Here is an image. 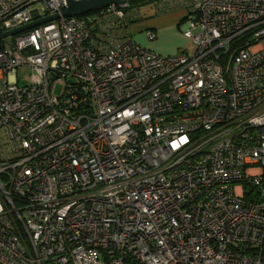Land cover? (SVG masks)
<instances>
[{
    "label": "built area",
    "instance_id": "2783aa9c",
    "mask_svg": "<svg viewBox=\"0 0 264 264\" xmlns=\"http://www.w3.org/2000/svg\"><path fill=\"white\" fill-rule=\"evenodd\" d=\"M167 1L205 57L170 82L128 1L0 0V34L58 14L0 39V264H264V0Z\"/></svg>",
    "mask_w": 264,
    "mask_h": 264
},
{
    "label": "rangeland",
    "instance_id": "374dc122",
    "mask_svg": "<svg viewBox=\"0 0 264 264\" xmlns=\"http://www.w3.org/2000/svg\"><path fill=\"white\" fill-rule=\"evenodd\" d=\"M154 1V2H153ZM155 2L160 3H168L167 0H128V5L123 6L121 11V18L120 23L123 22L121 27H126V32L129 34L130 37H133L140 32H153L154 35L155 32L159 31H165L174 28L175 33L179 35H182V30L184 28V25L186 24L185 18L183 19V16L188 13V10L185 8H176L172 11H158L157 8H160L158 6L159 3L155 4ZM157 7V8H156ZM131 10L132 15H135V19L133 21H129L130 17L126 16L127 12ZM161 9V8H160ZM93 13H96L95 11L88 12L83 15V17H86V15H93ZM120 17V16H119ZM183 19V20H182ZM93 22V20H92ZM95 23V22H93ZM149 26L155 27L153 30H149ZM116 30V29H115ZM116 37H122L115 33ZM113 39V38H112ZM168 46V45H167ZM192 41L190 39H187V41H184L181 45L177 46L176 51H187L189 54L192 53ZM30 72V69L27 67H21L17 70L18 77L21 78L22 75H27ZM259 192L264 195V186L258 187Z\"/></svg>",
    "mask_w": 264,
    "mask_h": 264
},
{
    "label": "bare ground",
    "instance_id": "6f19581e",
    "mask_svg": "<svg viewBox=\"0 0 264 264\" xmlns=\"http://www.w3.org/2000/svg\"><path fill=\"white\" fill-rule=\"evenodd\" d=\"M65 17H69V16H65ZM73 17H75V16H73ZM77 17H78V15H77ZM183 31H184V33L187 31H189L190 33H189V35H185L183 33ZM182 34H183L186 41H187V39H190L192 41V49L193 50H192L191 54H189L187 51H183V52L182 51H177V52L175 51V52L169 53V54H162V53L157 52L156 50L149 49V50L153 51L155 54H157L158 56L162 57V60H164L169 65L168 69L165 72L167 82L171 81V79L173 77L172 74L176 69L175 57H177V59H178V57L184 56L185 60L183 62H181V61L179 62V66L181 67L180 70H182L180 72H183V73H185L184 71H186L189 68V66H191V65L196 67L194 69L198 70V73H199L200 71L197 67L198 62L205 59V57L202 55V53H200L201 55L195 54V47L196 46L193 42V39L197 36V32L194 29H191L190 25L188 23H186L184 25V28L182 30ZM145 37L149 41H153L156 38L155 35L152 39H149L146 35H145ZM250 37H251L250 34H244V35L241 34L238 36L239 39H248ZM178 52H180V53H178ZM215 52H216V50H215Z\"/></svg>",
    "mask_w": 264,
    "mask_h": 264
},
{
    "label": "water",
    "instance_id": "95a60500",
    "mask_svg": "<svg viewBox=\"0 0 264 264\" xmlns=\"http://www.w3.org/2000/svg\"><path fill=\"white\" fill-rule=\"evenodd\" d=\"M127 1L128 0H80V1L67 0V4H66L65 9L62 11V15H64V16H77V15L82 16L88 12L94 11V10H96L102 6H105L109 3H115L117 5H121ZM56 17H58V14L51 15V16L36 20L34 22H31L27 25H24L23 27H19V28L14 29V30H10L8 32L1 33L0 39L4 36L8 35V34L17 33L19 31L31 28L32 26L38 25L42 22L54 19Z\"/></svg>",
    "mask_w": 264,
    "mask_h": 264
},
{
    "label": "crops",
    "instance_id": "0c3cea01",
    "mask_svg": "<svg viewBox=\"0 0 264 264\" xmlns=\"http://www.w3.org/2000/svg\"><path fill=\"white\" fill-rule=\"evenodd\" d=\"M163 12H166V11H163ZM132 14L133 12L131 13V11H128L127 16L130 17L131 15V17L133 16L135 18V15H132ZM131 17L129 21L131 20L133 21ZM148 28H150L149 30L155 29V27L153 26H149ZM174 28L169 29L168 31L165 30V31L155 32L156 38L153 41H149L146 39L145 32H140L139 34L133 36L132 38L138 41L146 49H153L162 54H169V53L175 52L177 46L181 45L184 41H186L183 34L177 36L178 34L175 33ZM127 35L129 36L128 33Z\"/></svg>",
    "mask_w": 264,
    "mask_h": 264
},
{
    "label": "trees",
    "instance_id": "16d2710c",
    "mask_svg": "<svg viewBox=\"0 0 264 264\" xmlns=\"http://www.w3.org/2000/svg\"><path fill=\"white\" fill-rule=\"evenodd\" d=\"M147 1H152V0H147ZM154 2V1H153ZM129 10V9H128ZM174 10V9H172ZM170 10V11H172ZM95 11V10H94ZM131 11V10H129ZM167 12V11H166ZM128 14V12H127ZM186 15L185 14L183 16V19L186 18ZM92 17V16H91ZM132 19H135L133 16L131 17ZM91 19H94V18H91ZM182 19V20H183ZM95 23H93L91 26V32H92V35L93 37L91 38L92 40L94 41H108V36L110 35V32L107 31V30H101L100 27H101V23L98 22V21H94ZM91 23V21H90ZM123 24V22H121ZM118 25H120L119 21H118ZM117 28V27H116ZM97 29H100L101 32L99 31V33L97 32ZM96 37H98V39H96ZM100 37V38H99ZM264 171V170H263ZM263 176H264V172H263ZM264 183V182H263ZM264 186V184H262ZM262 185H259V186H247L245 187V190H244V198L245 200L249 201V200H254V199H262L264 200V195H262L259 190H258V187L262 186Z\"/></svg>",
    "mask_w": 264,
    "mask_h": 264
},
{
    "label": "flooded vegetation",
    "instance_id": "af4514ba",
    "mask_svg": "<svg viewBox=\"0 0 264 264\" xmlns=\"http://www.w3.org/2000/svg\"><path fill=\"white\" fill-rule=\"evenodd\" d=\"M130 17H131V15H130Z\"/></svg>",
    "mask_w": 264,
    "mask_h": 264
}]
</instances>
